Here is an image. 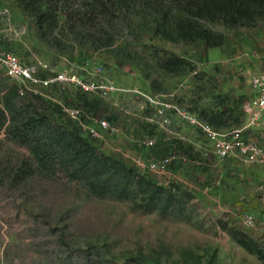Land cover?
<instances>
[{
  "label": "rangeland",
  "instance_id": "obj_1",
  "mask_svg": "<svg viewBox=\"0 0 264 264\" xmlns=\"http://www.w3.org/2000/svg\"><path fill=\"white\" fill-rule=\"evenodd\" d=\"M0 8L10 16L9 23L0 21L2 44L35 65L41 76L65 69L84 74L82 67L101 65L106 78L122 89L170 100L197 115L226 110L228 128L242 117L249 81L264 67V20L235 29L204 22L225 38L221 47L208 50L201 42L171 43L149 36L134 41L126 33L116 41V48H127L149 62L156 48L187 58L195 68L171 75L152 62L135 65L113 50L76 48L70 54H57L38 40L35 21L21 11L19 0H0ZM61 25L65 34V23ZM0 81L10 84L2 72ZM21 88L23 104L31 103L34 95L41 97L48 115L58 106L61 120H69L85 138L81 124H88L86 118L107 119L117 131L91 140L95 148L172 190L182 197V204L175 215L163 217L158 211L143 213L141 205L134 209L128 201L93 198L62 173L42 170L25 148L1 132L0 264H264L263 224L248 229L241 223L244 214L258 221L264 218L263 169L217 161L198 130L183 122L161 126L143 99L132 93L99 99L94 114L80 103L83 116L72 120L65 109L78 101L74 88L38 90V95ZM223 98L229 101L220 106ZM149 137L154 140L152 148L145 143ZM168 155L179 159L165 174L140 170L134 164L138 158L146 162ZM23 164L34 173L15 181ZM237 235L248 237L258 255L236 244Z\"/></svg>",
  "mask_w": 264,
  "mask_h": 264
},
{
  "label": "trees",
  "instance_id": "obj_2",
  "mask_svg": "<svg viewBox=\"0 0 264 264\" xmlns=\"http://www.w3.org/2000/svg\"><path fill=\"white\" fill-rule=\"evenodd\" d=\"M19 7L34 19L38 40L57 54H70L76 48L113 50L135 65L141 66L139 61L152 62L171 75L193 72L195 68L187 58L156 48L149 62L127 48H116V41L126 33L134 41L149 36L171 43L201 42L208 50L221 47L225 38L207 29L204 22L235 29L264 20V0H19ZM64 23L65 34L61 31ZM76 93L79 102L74 106L82 103L81 107L93 114L98 111L99 98L89 101V95ZM22 99L16 84L0 81V133L25 148L42 170L62 173L69 182L81 184L93 198L128 201L134 209L141 205L143 213L158 211L166 217L180 211L182 197L120 160L100 153L93 139L82 136L69 120H61L58 106L54 105L48 115L41 97L33 95L32 102L25 104ZM228 101L223 98L218 103L224 106ZM225 113L195 114L215 129H230L225 127L230 118L224 120ZM242 121L240 114L233 127ZM23 166L15 181L33 175L31 168ZM234 240L248 254L258 255L256 246L245 235L234 236Z\"/></svg>",
  "mask_w": 264,
  "mask_h": 264
},
{
  "label": "built area",
  "instance_id": "obj_3",
  "mask_svg": "<svg viewBox=\"0 0 264 264\" xmlns=\"http://www.w3.org/2000/svg\"><path fill=\"white\" fill-rule=\"evenodd\" d=\"M0 21L3 23L10 21L9 13L4 8H0ZM82 69L84 74H76L72 70L65 69L43 77L35 65L22 61L0 40V72L7 80L18 86L20 94L23 90L21 87L35 95L41 90L52 88H74L76 92L96 96L99 99L121 93H132L143 99L148 109L160 120L161 126L170 128L176 122H183L198 130L208 142L211 153L217 161L251 164L264 170V67L249 81V93L241 105L242 124L230 129H215L188 108L170 100L160 99L135 89H122L106 78L101 65H95L90 69L84 66ZM65 113L72 120H78L83 116L79 106H68ZM86 120L88 124H81V127L90 139H101L102 134H113L117 131V128L103 117L86 118ZM145 143L147 147L154 146L152 137L147 138ZM178 159L179 156L175 155H168L158 160L151 159L148 162L138 158L134 164L140 170L161 175L167 173L170 165L176 163ZM181 159L185 160L184 157ZM262 205L264 208V199ZM241 223L248 229H254L257 224L261 226L263 224L264 228V218L258 221L251 214L242 215Z\"/></svg>",
  "mask_w": 264,
  "mask_h": 264
}]
</instances>
